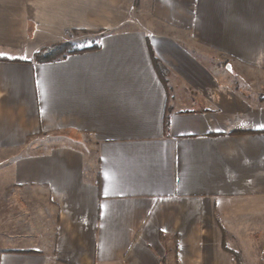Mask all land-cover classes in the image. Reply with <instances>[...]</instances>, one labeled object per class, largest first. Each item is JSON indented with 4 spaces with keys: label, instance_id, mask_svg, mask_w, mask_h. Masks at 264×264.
I'll return each mask as SVG.
<instances>
[{
    "label": "crops",
    "instance_id": "crops-1",
    "mask_svg": "<svg viewBox=\"0 0 264 264\" xmlns=\"http://www.w3.org/2000/svg\"><path fill=\"white\" fill-rule=\"evenodd\" d=\"M140 1L0 0V167L58 215L0 264H264V0Z\"/></svg>",
    "mask_w": 264,
    "mask_h": 264
},
{
    "label": "rangeland",
    "instance_id": "rangeland-1",
    "mask_svg": "<svg viewBox=\"0 0 264 264\" xmlns=\"http://www.w3.org/2000/svg\"><path fill=\"white\" fill-rule=\"evenodd\" d=\"M131 3L134 4L132 13L134 12L136 17H132L130 24L147 25L148 3L141 5L140 0H131ZM97 38L96 32L87 31L68 40H86L90 44ZM238 86L259 89L260 83L241 80ZM7 158H9V153L0 151V164L4 162L2 159L8 160ZM4 178L5 173L0 167V255L8 250L22 251L23 248L48 250L52 248L58 219L56 210L53 208L49 210L48 203L45 202L46 205H44V201L36 200L29 190L16 189V186L10 185L8 178L5 181Z\"/></svg>",
    "mask_w": 264,
    "mask_h": 264
},
{
    "label": "trees",
    "instance_id": "trees-1",
    "mask_svg": "<svg viewBox=\"0 0 264 264\" xmlns=\"http://www.w3.org/2000/svg\"><path fill=\"white\" fill-rule=\"evenodd\" d=\"M96 47H98V43L95 40H92L90 44L87 43L86 40L57 41L41 46L38 50L35 51L32 61L38 63L55 62L66 58L71 54L80 53ZM0 59H6V57L0 56ZM155 63L157 65V68L159 69V72L164 75L165 71L167 70L166 67L157 58H155ZM232 255L237 264H245L240 252L233 251Z\"/></svg>",
    "mask_w": 264,
    "mask_h": 264
}]
</instances>
